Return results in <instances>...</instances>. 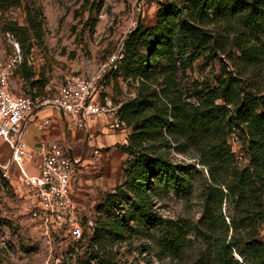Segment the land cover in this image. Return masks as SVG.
<instances>
[{
    "label": "rangeland",
    "instance_id": "374dc122",
    "mask_svg": "<svg viewBox=\"0 0 264 264\" xmlns=\"http://www.w3.org/2000/svg\"><path fill=\"white\" fill-rule=\"evenodd\" d=\"M8 1L0 0V57L15 65L11 77L14 94L35 99L52 97L66 77L94 73L111 54L123 47L125 50L129 35L139 25L144 29L155 27L161 7L192 0H24L19 7H8ZM30 13L37 19L35 29L29 21ZM204 29L208 30V35L203 41L211 42L213 53L203 49L200 58L194 62L188 59L189 56L178 61L173 89L184 100L197 105V91L216 87L220 80L231 75L238 79L243 98L249 93L264 96V59L258 68L245 66L239 60L241 55L235 42L245 30L239 19L215 22ZM259 36L255 42L264 48V34ZM165 65L164 60H160V67ZM130 77L123 68L110 81V90L117 103L124 104L130 99L121 88L122 81ZM162 82L163 79L152 85L158 93L165 88ZM128 90V94L137 96L140 92L139 88L133 90L130 86ZM37 117L42 121L61 118V114L47 108ZM55 125L56 129L47 132L31 125L26 130L25 140L30 143L44 136L59 139L61 133L56 130L60 125ZM130 127L129 137L133 132V126ZM74 136L69 133L68 141L83 148L79 154L85 161L77 169V201L85 226L88 220L94 223V234L91 231L90 236L84 227L82 242H71L66 247L65 243L61 244L66 239L59 237L52 243L51 250L47 241L34 234L28 205L5 180L0 169V264H97L94 256L112 258L119 264H215L212 250L197 234L208 228L204 188L209 175L194 158L189 146H178L169 140L171 147L162 150L175 165H193L199 170L192 182L191 195L177 196L157 178L149 190L150 206L152 212L165 221L164 227L131 220L126 222L125 231L118 237L112 234L115 221L128 220L134 202L133 191L126 185L127 173L135 158L124 151L129 139L125 143L122 133L112 129L106 131L97 138L95 148L100 147L101 155L95 156L91 155L92 147L87 145L89 140L84 141L83 132H76ZM242 138V133L234 132L228 139L232 166L239 170L249 168L251 162ZM10 155V146L0 139V164H5ZM10 172L16 177L22 175L15 165ZM122 192L128 196H121ZM107 202L110 206L100 212L98 207ZM262 203L264 207V197ZM223 214L228 223L239 215L229 204L224 205ZM167 225L181 226L187 234V246L179 258L172 257L164 247L163 231ZM101 226L100 235L96 236V229ZM259 235L264 241V223L259 228ZM235 257L240 260L237 255Z\"/></svg>",
    "mask_w": 264,
    "mask_h": 264
},
{
    "label": "trees",
    "instance_id": "16d2710c",
    "mask_svg": "<svg viewBox=\"0 0 264 264\" xmlns=\"http://www.w3.org/2000/svg\"><path fill=\"white\" fill-rule=\"evenodd\" d=\"M23 1L9 0L6 5L19 7ZM157 14L155 27L144 29L139 25L125 43L122 69L130 78L141 77L144 82L138 87L139 95L125 102L120 111L127 125L133 126L124 151L135 157L126 183L133 191L134 202L129 219H117L112 234L121 237L126 222L131 220L164 227L165 221L150 206L149 190L157 178L175 195H191L199 170L193 165L177 166L169 159L162 149L170 148L171 140L175 145L189 146L199 165L208 172L209 182L204 188L208 228L197 234L212 250L214 263L264 264V241L259 235L264 223V96L249 93L243 98L238 79L231 75L216 87L197 91V105L173 89L178 61L189 56L194 62L203 49L213 53L211 42L203 38L208 35L204 27L215 22L239 19L245 29L235 42L240 63L258 68L264 59V48L255 41L264 34V0H192L161 7ZM29 16L35 29L36 16ZM144 49L148 52L144 53ZM160 60L166 63L164 68L160 67ZM161 79L165 88L158 93L152 85ZM234 132L243 134V144L250 154V167L244 170L232 166L228 139ZM121 196L128 195L122 192ZM225 204L233 205L239 213L229 223L223 214ZM109 206L107 202L98 210L102 212ZM183 229L167 225L163 231L164 247L174 258H179L187 246ZM101 230L102 226L96 229V236ZM93 260L97 264H119L108 257L94 256Z\"/></svg>",
    "mask_w": 264,
    "mask_h": 264
},
{
    "label": "built area",
    "instance_id": "2783aa9c",
    "mask_svg": "<svg viewBox=\"0 0 264 264\" xmlns=\"http://www.w3.org/2000/svg\"><path fill=\"white\" fill-rule=\"evenodd\" d=\"M124 61L123 47L111 54L94 73L66 77L52 97L34 99L14 94L11 77L15 65L0 57V139L11 148L10 158L0 164V169L5 180L28 205L34 234L47 241L51 250L56 238L64 237L66 240L61 244L68 247L71 242L80 243L85 239L84 227L90 236L91 231L95 232L92 220L85 226L82 210L73 195L77 169L85 161L76 155L70 141L41 142L31 148L25 140L26 130L41 110L49 108L61 114L67 134L71 130L88 131L90 123L104 120L112 130L122 133L127 143L131 127L121 117L123 103L115 101L109 86L122 70ZM142 82L141 77L127 78L121 88L128 97L135 98L134 93L128 94V86L136 90ZM42 122L45 129L52 123L50 119ZM91 151L95 156L101 155L99 148ZM12 165L22 175L16 177L11 173Z\"/></svg>",
    "mask_w": 264,
    "mask_h": 264
},
{
    "label": "crops",
    "instance_id": "0c3cea01",
    "mask_svg": "<svg viewBox=\"0 0 264 264\" xmlns=\"http://www.w3.org/2000/svg\"><path fill=\"white\" fill-rule=\"evenodd\" d=\"M46 119H50L52 121V123L48 129L42 128V124H43L42 121H44ZM44 120L38 121V117H37L34 121L29 123L28 127L31 125H34L36 128L38 127V129H40L41 132H47V131H50L51 129H56L55 123H58L60 125V129H57L56 131H59L61 133V137L59 139H55V138H51L49 136H44V137H41L40 139H38L34 142H30V143L27 142L31 148H36L41 142H50V141L55 140V141H60L61 143H64V142L68 141V134H67V131L65 129L64 122L61 118L52 117V118H45ZM109 130H111V128H110V126H108L106 121L98 120V121H94V122L90 123V128L88 131L71 130L70 134H72L74 136L76 132H83L84 136H85L84 141L89 140L88 146L92 147L90 149V151H91L92 149L95 150L96 149L95 147H97V138L101 137L103 134L106 133V131H109ZM87 142H85V143H87ZM73 146L75 148L76 155L81 158L82 156L79 154V152H81V150L83 151V148H80L81 149L80 150L74 144H73ZM99 149H100V147H99ZM91 155H94L92 151H91ZM73 183H74L73 195L75 197L76 202L78 203V201H77V197H78L77 175H76Z\"/></svg>",
    "mask_w": 264,
    "mask_h": 264
},
{
    "label": "water",
    "instance_id": "95a60500",
    "mask_svg": "<svg viewBox=\"0 0 264 264\" xmlns=\"http://www.w3.org/2000/svg\"><path fill=\"white\" fill-rule=\"evenodd\" d=\"M73 157V156H72Z\"/></svg>",
    "mask_w": 264,
    "mask_h": 264
}]
</instances>
